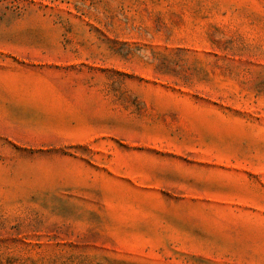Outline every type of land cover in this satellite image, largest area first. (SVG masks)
<instances>
[{
	"label": "rangeland",
	"instance_id": "374dc122",
	"mask_svg": "<svg viewBox=\"0 0 264 264\" xmlns=\"http://www.w3.org/2000/svg\"><path fill=\"white\" fill-rule=\"evenodd\" d=\"M0 264H264V0H0Z\"/></svg>",
	"mask_w": 264,
	"mask_h": 264
}]
</instances>
